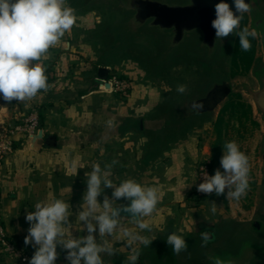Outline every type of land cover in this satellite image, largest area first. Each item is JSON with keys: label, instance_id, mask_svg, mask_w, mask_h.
<instances>
[{"label": "crops", "instance_id": "obj_1", "mask_svg": "<svg viewBox=\"0 0 264 264\" xmlns=\"http://www.w3.org/2000/svg\"><path fill=\"white\" fill-rule=\"evenodd\" d=\"M84 13L94 18L96 25H101L96 11L85 10L75 12V15L81 17ZM78 33V25L75 24L61 42L49 50L47 58L43 60L50 85L47 92H41L36 98L26 102L13 100L9 103L0 96V128L3 124L19 121L32 111H38L46 136L54 137L56 141L55 146L46 145L40 150L33 149L28 141L19 144L0 167L4 226L8 236L30 259L36 249L25 245L24 242L30 227L26 215L35 211L36 203L65 200L71 206V225L66 230L74 231L80 228V223L74 220L73 216L83 210L86 190L77 184L87 183V176L82 174L84 168L92 171L97 160L102 161V166L111 164L114 160L113 151H118L119 158L115 161H118L121 177L124 180L130 177L129 179H135L143 185L144 170L140 167L144 162L143 153L146 146L144 134L148 132L145 128L141 129V126L152 117H145L144 113L142 114L143 108L137 102H124V99L118 98L110 89L96 85L98 70L103 66L102 50L97 47L99 41L95 34L84 37ZM73 40L77 43L75 47ZM110 64L111 61L107 65L108 68ZM117 114L118 121L114 123ZM109 120L113 121L112 126H108ZM139 139L140 142L134 143V140ZM182 150L185 152H181ZM170 151L172 154L167 153ZM201 154L200 151H190L187 146L175 140L163 150V155L157 157L162 163L168 158L170 163L173 161V165H168V168L171 165L172 173L169 172L165 181L152 185L159 189L160 201L151 216L157 213L169 215L174 206L182 207L186 202L190 210H194L188 198L195 186L194 167ZM183 158L185 159L181 161ZM74 161L77 167H73ZM129 163L136 167L131 176L127 171ZM71 183L74 186L70 187ZM189 200L193 202V199ZM127 202L128 200L120 205ZM253 211L250 206H245L240 211L241 216L231 215V220L249 219ZM193 219L196 224H204L202 230H205L206 223L218 225L226 222L215 219L201 220L197 216ZM196 228L197 235H200L202 232ZM63 250L62 246L57 247L58 257L55 264H69L63 256ZM0 264L29 262L5 256L0 250Z\"/></svg>", "mask_w": 264, "mask_h": 264}, {"label": "water", "instance_id": "obj_2", "mask_svg": "<svg viewBox=\"0 0 264 264\" xmlns=\"http://www.w3.org/2000/svg\"><path fill=\"white\" fill-rule=\"evenodd\" d=\"M70 1L75 8L96 11L101 20L102 30L95 35L105 43L101 57L103 66L97 73V86L111 90L108 63L115 62L122 53L130 52L132 50L128 49L145 42L151 46V50L146 53L153 63V77L161 80L167 74L168 79L174 82L175 99L172 105L141 126L151 138L156 139L154 144L151 143L152 150L160 149L170 135L180 134L193 124L214 118L234 93L242 94L250 102L254 116L261 124L264 139V0H245L250 3L251 9L244 15L249 18V30L257 32L259 42L258 63L252 70L253 81L231 79L220 72L219 65L238 36L233 33L223 39L216 38L212 21L216 18L215 5L221 0ZM224 2L235 12L234 0ZM194 63L201 67L198 73L208 69L207 79L201 81L193 94L187 96L175 92L176 81L184 82L190 78L189 75L192 76ZM177 68L179 75L173 76ZM201 105L202 108L199 107ZM55 142V138L46 136L43 129L30 136L28 141L35 150L46 145L55 146ZM130 203L128 200L126 204ZM121 216L131 220V214L121 213ZM203 232L209 234L206 245L201 234L196 235L186 240V251L175 254L167 243L168 235L174 233L170 231L164 239V245L147 254L142 263L213 264V258H220L231 261V264H264V196L254 208L251 218L232 219L218 225L206 223ZM63 256H67L65 249Z\"/></svg>", "mask_w": 264, "mask_h": 264}, {"label": "clouds", "instance_id": "obj_3", "mask_svg": "<svg viewBox=\"0 0 264 264\" xmlns=\"http://www.w3.org/2000/svg\"><path fill=\"white\" fill-rule=\"evenodd\" d=\"M234 7L235 12L224 0L217 3L212 27L216 30L217 39L233 33L238 35L240 48L247 52L252 47L250 38H256L257 32L248 27L241 29L240 25L251 5L245 0H234ZM76 21L75 10L69 6L68 0H0V96L4 101H31L39 93L49 90L43 60L47 58L49 50L71 31ZM186 91V85L177 86V92L183 94ZM199 107L202 108V105ZM107 124L112 126L113 121L109 120ZM224 149L221 159L223 172L217 169L213 176L206 173L204 182L198 185V191L219 196L227 189V199L239 201L250 191L249 157L240 150L235 140L226 142ZM117 163L113 160L103 167L95 163L92 171L85 174L87 190L78 221L85 222L88 232L86 237L65 238V230L71 225V206L63 199H55L50 203L38 202L34 206L35 211L27 213L26 221L30 227L24 242L36 249L29 264H55L58 246L67 250L69 264H104L102 254H115L113 242L122 240L121 234L126 237L124 240L133 253L127 257L126 264H136L140 253L135 250L134 244L141 243L147 247L152 240L126 227L121 213L131 214L130 221L141 231H151L145 218L156 211L160 193L158 188L144 186L135 179L123 180L118 186L114 184L110 175ZM73 167H77L75 161ZM106 188H114L112 198L105 195L101 203L98 197ZM120 198L131 203L114 206V202ZM211 211L215 214V202H212ZM97 229L99 242L94 235ZM108 236L113 237V240L107 239ZM201 237L206 245L209 234L202 232ZM167 243L175 254L188 248L185 238L176 233L168 235ZM213 264H231V261L213 258Z\"/></svg>", "mask_w": 264, "mask_h": 264}, {"label": "rangeland", "instance_id": "obj_4", "mask_svg": "<svg viewBox=\"0 0 264 264\" xmlns=\"http://www.w3.org/2000/svg\"><path fill=\"white\" fill-rule=\"evenodd\" d=\"M68 4L75 10V12H83V10L73 7L70 0H68ZM84 14L85 15H81V17L76 15V25H78L79 29L78 35L85 37L90 34L94 35L99 33L102 30V27L96 25V20L91 18L88 13ZM244 27L249 28V18L247 15H244L241 20V29ZM82 28H84V30H80ZM97 40L99 41L97 42V47L102 50L105 42L101 39ZM250 42L252 47L249 51L245 52L240 48L239 36H237L235 41L230 45L222 63L219 65L221 73L229 76L231 79H248L253 81L252 70L258 63L259 42L257 38H250ZM76 44V41L73 40L74 47ZM105 47L107 46L105 45ZM128 50L132 51L122 53L119 59L110 64V76L112 74H119L132 82L133 88L124 98H122L124 99V102L126 100L127 102H137L140 104L144 111L142 114L144 113L145 117L157 116L172 105V101L175 99L173 97L174 82L168 79L169 77L166 76L167 74L162 76L161 80L153 77V63L149 60L146 53L147 50H151L150 44L145 42ZM135 50L144 51H137L136 53ZM194 66L195 69L191 71L193 74L192 76L189 75L190 78H188L187 81H176V86L181 84L187 86V91L183 93L187 96L193 94L201 84V81L206 80L209 74L208 69L198 73L201 68L198 63H194L193 67ZM179 72L180 71L177 68L173 72V76L179 75ZM162 81L164 84H161ZM175 92H177V89ZM118 116V114L115 116L114 123L115 121H118ZM144 137L146 144L143 153L144 162L140 167L144 170V186L152 187L155 183L163 182L167 179L169 172L172 173L171 165H173V161L171 164L169 162L170 160L166 158V161H163L162 163L157 157H159L160 154L163 155V150L167 149L169 144L173 143L175 140L181 142L184 146H187L190 151H200L202 154L194 167L196 182L193 192L190 195L191 197L189 196V198L193 199V202L188 198V202L191 207L193 206L194 210H190L188 207L189 204L186 202L184 203L185 206H176L177 208L174 206V208L170 210L171 212L169 215L157 213L156 215L146 217L145 222L150 225L151 231H141L136 224L125 219L126 227L134 232H138L142 236H147L152 240L151 244L147 247L141 243L134 244L135 250L140 253L136 264H143L142 260L147 254L155 249H160L164 245V239L170 231L177 235H182L185 240L195 237L197 235V224L196 220L193 219L194 216L199 217L201 220L215 219L218 221H230L232 217L231 215L241 216L240 211L243 210L245 206H250L251 209H254L264 196V139L262 138V128L261 124L254 116L250 102L240 93L232 94L229 101L219 110L214 118L205 119L196 125L193 124L185 132L180 134L175 133L170 135L162 147L157 151L152 150L153 147L150 146L151 143L154 144L156 142V139L151 138L148 133L144 134ZM233 140L239 144L240 150L249 157L251 166L250 191H248L247 195L239 201H229L227 199V189L222 195L217 196L214 193L213 196H208L199 200L194 196V192L198 185V164L214 156L216 153L214 147H217L219 149V161L214 166L213 175H215L217 169L223 172L221 159L225 152L224 144ZM136 141L140 142L141 139L134 140V143ZM181 152L185 151L182 150ZM167 153L172 154L171 151ZM193 153L194 152H192V154ZM117 158H119V152L113 151L112 159L116 160ZM184 159L185 158L181 159V161ZM186 160L188 159L186 158ZM96 163H100L102 166V161L97 160ZM169 164L171 165L168 168ZM129 165L127 171L128 175L131 176V174L135 172L136 167H132L130 163ZM83 170L85 171L83 173L81 172L82 174L91 172L88 168H84ZM120 171L118 164L114 165L111 170L110 179H112L113 183L117 186L124 180L123 177H121ZM129 178L130 177H128V179ZM72 185L73 184L71 183L70 187H72ZM77 186H80V188L81 186L82 188L85 187L83 190H87V183H80L77 184ZM113 191L114 188L104 189L101 196L98 197V200L103 203L105 195L111 199ZM124 201H126V199L120 198L114 202V206L120 205L121 203H124ZM212 202H215L216 204L215 214L211 211ZM73 217L74 220L78 221V215ZM70 221L71 216L69 217V222ZM79 223L80 228L78 230H65V238H70L72 236L73 238L79 239L88 235L85 222ZM94 235L99 242L100 236L98 229ZM107 239L112 241L113 237L108 236ZM121 239L122 240L113 242V247L116 249L114 255L109 256L102 254L104 264H126L127 257L133 254L130 246L124 240L126 237H123L121 234Z\"/></svg>", "mask_w": 264, "mask_h": 264}, {"label": "built area", "instance_id": "obj_5", "mask_svg": "<svg viewBox=\"0 0 264 264\" xmlns=\"http://www.w3.org/2000/svg\"><path fill=\"white\" fill-rule=\"evenodd\" d=\"M111 91L119 98H124L133 88L132 82L129 79L121 78L117 74H112L109 77ZM42 129L41 119L38 111H32L23 116L19 121L3 124L0 128V167L8 156L16 149L17 145L29 141L30 136H33ZM213 176L211 170V160L206 159L198 164V185L204 182V175ZM198 185L194 192V196L198 199L206 198L212 194H206L198 191ZM0 250L10 258L29 262L30 258L16 242L11 239L5 229L2 215V199L0 189Z\"/></svg>", "mask_w": 264, "mask_h": 264}, {"label": "trees", "instance_id": "obj_6", "mask_svg": "<svg viewBox=\"0 0 264 264\" xmlns=\"http://www.w3.org/2000/svg\"><path fill=\"white\" fill-rule=\"evenodd\" d=\"M117 75H119V74H117ZM121 78H125L124 76H121V75H119ZM125 79H127V78H125ZM41 119V118H40ZM41 125H42V120H41ZM214 149H215V151H216V153H215V155L214 156H212L211 158H210V160H211V170H212V173H213V170H214V166L216 165V163L219 161V149L217 148V147H214ZM214 195V193L211 195V196H213ZM200 200V199H199Z\"/></svg>", "mask_w": 264, "mask_h": 264}, {"label": "flooded vegetation", "instance_id": "obj_7", "mask_svg": "<svg viewBox=\"0 0 264 264\" xmlns=\"http://www.w3.org/2000/svg\"><path fill=\"white\" fill-rule=\"evenodd\" d=\"M197 227H198V229H199L201 232L204 231V230H202V229L204 228V224H203L202 222H198Z\"/></svg>", "mask_w": 264, "mask_h": 264}]
</instances>
